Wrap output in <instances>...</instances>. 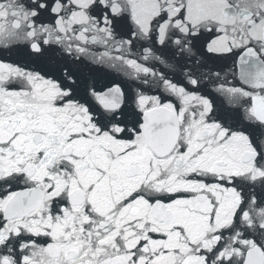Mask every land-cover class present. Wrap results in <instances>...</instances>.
I'll return each mask as SVG.
<instances>
[{
    "label": "snow or ice",
    "instance_id": "6c2138e0",
    "mask_svg": "<svg viewBox=\"0 0 264 264\" xmlns=\"http://www.w3.org/2000/svg\"><path fill=\"white\" fill-rule=\"evenodd\" d=\"M0 264H264V0H0Z\"/></svg>",
    "mask_w": 264,
    "mask_h": 264
}]
</instances>
